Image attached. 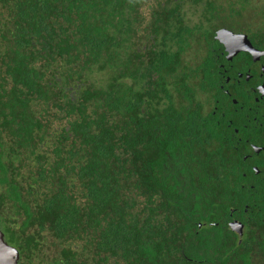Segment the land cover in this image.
I'll list each match as a JSON object with an SVG mask.
<instances>
[{
  "label": "trees",
  "instance_id": "16d2710c",
  "mask_svg": "<svg viewBox=\"0 0 264 264\" xmlns=\"http://www.w3.org/2000/svg\"><path fill=\"white\" fill-rule=\"evenodd\" d=\"M247 14L264 25V0H0V230L19 264H249L202 228L227 153L203 101L214 36Z\"/></svg>",
  "mask_w": 264,
  "mask_h": 264
},
{
  "label": "flooded vegetation",
  "instance_id": "af4514ba",
  "mask_svg": "<svg viewBox=\"0 0 264 264\" xmlns=\"http://www.w3.org/2000/svg\"><path fill=\"white\" fill-rule=\"evenodd\" d=\"M232 23L217 30L214 39L219 31L228 30L246 36L255 50L234 53L238 48L234 47L229 55L217 41L223 48L218 57H224L218 64L219 90L208 104L212 91L208 89L203 101L221 130L218 149L227 153L218 157L217 174L222 179L216 212L213 220L202 222V228L216 226L226 233L221 246L228 245L229 254L247 257L249 264H264V25L255 14H247L238 25L236 18ZM208 46L218 49L212 43L203 48Z\"/></svg>",
  "mask_w": 264,
  "mask_h": 264
},
{
  "label": "water",
  "instance_id": "95a60500",
  "mask_svg": "<svg viewBox=\"0 0 264 264\" xmlns=\"http://www.w3.org/2000/svg\"><path fill=\"white\" fill-rule=\"evenodd\" d=\"M216 39L218 42L226 46L225 49L229 55H232L234 47H238L234 50V53L239 50H255L246 36L234 35L228 30L219 31ZM19 258L18 250L8 244L4 233L0 231V264H19Z\"/></svg>",
  "mask_w": 264,
  "mask_h": 264
},
{
  "label": "rangeland",
  "instance_id": "374dc122",
  "mask_svg": "<svg viewBox=\"0 0 264 264\" xmlns=\"http://www.w3.org/2000/svg\"><path fill=\"white\" fill-rule=\"evenodd\" d=\"M190 7H187V13L186 14V18H187V21L192 24V25H196L198 23H201L202 22V8H198L197 10H194Z\"/></svg>",
  "mask_w": 264,
  "mask_h": 264
}]
</instances>
